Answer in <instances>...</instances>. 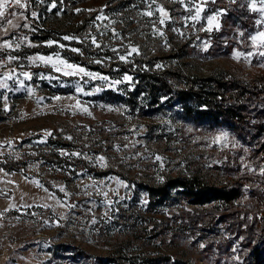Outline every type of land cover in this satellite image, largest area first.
Masks as SVG:
<instances>
[{"label":"rangeland","instance_id":"374dc122","mask_svg":"<svg viewBox=\"0 0 264 264\" xmlns=\"http://www.w3.org/2000/svg\"><path fill=\"white\" fill-rule=\"evenodd\" d=\"M21 4L0 16V264H264V135L194 121L169 96L152 104L147 91L135 93L132 66L255 81L262 107L264 44L250 37L264 32V4ZM17 34L26 45L11 43ZM49 134L52 147L66 145V179L48 174L56 163L36 158ZM75 157L87 163L76 167ZM14 161L19 168H7ZM170 173L234 186L238 179L240 194L229 204L197 205L174 189L153 203L141 182Z\"/></svg>","mask_w":264,"mask_h":264},{"label":"trees","instance_id":"16d2710c","mask_svg":"<svg viewBox=\"0 0 264 264\" xmlns=\"http://www.w3.org/2000/svg\"><path fill=\"white\" fill-rule=\"evenodd\" d=\"M132 64L135 66L134 71H137L139 75L135 93H140V89L147 91L152 104L158 102L162 96H169L172 102L181 104L182 114L194 121L207 122L208 124L227 122L230 126L240 128L241 132L254 128L255 134L264 135V106H255L254 94L256 91L251 87L256 85L255 81H244L237 76L205 77L193 73L187 67L155 68L151 62L148 67H145L139 60ZM252 108H255L256 112L250 115L249 110ZM48 140L49 144H46L40 150L41 152L37 153L36 158L43 159L46 164L56 163L59 168L51 169L48 174L51 177L66 179L69 175L65 166L70 163L67 161V155L61 151V148L66 145L52 147L50 145L53 141L52 134H49ZM73 162L76 167L87 163L80 157H75ZM14 164L7 165V168H19L18 161H14ZM99 172L106 173L109 172V169H99ZM236 182L237 185L234 183L236 185L234 186L220 181H211L200 173L191 175L170 173L162 180L153 177L150 180L142 181L141 184L155 204L169 200L172 192L176 189L179 190L183 198L200 205L213 201L224 204L233 202L240 194L238 183L240 181L237 179Z\"/></svg>","mask_w":264,"mask_h":264},{"label":"snow or ice","instance_id":"6c2138e0","mask_svg":"<svg viewBox=\"0 0 264 264\" xmlns=\"http://www.w3.org/2000/svg\"><path fill=\"white\" fill-rule=\"evenodd\" d=\"M12 2H14V3L17 4V5H20L21 7L24 6V5L21 4V0H0V16H3V15H4V11H3V9L6 7V5H7L8 3H12ZM260 2H261V4H264V0H260ZM54 6H55V5H53V7H54ZM201 10H202L201 8H197V9H196V14H195V16L193 17V19H199V18H200V12H201ZM159 11L161 12V14H162V16H163V18H161V19L159 20V23H160V24H164L165 19L168 18V14H167V12H165L164 9H162V8L159 9ZM261 11L264 12V8H262ZM145 14L151 16V15H152V12H147V13H145ZM213 20H215V17H209V18H208V23L211 25V23H212ZM216 27L218 28L219 25L217 24ZM160 34L163 35L162 32H161ZM241 35H243V33H241ZM65 39H69V37H65ZM250 39L253 41V43H255L257 40H259V41H261L262 44H264V32H260V33H259L258 35H256V36H251ZM93 43H96L95 39H93ZM9 46H10V45H9ZM60 47H63V45H60ZM97 47H99V45H97ZM73 50L75 51V49H73ZM131 52H133V53L138 52V49H136L135 47H133V48L131 49ZM129 54H131V53H129ZM241 55H242V53L237 52V53L235 54V58H239ZM249 55H251V53H250ZM260 55L264 56V52H261ZM126 58H127L126 56H121V57H120V59H122V60H125ZM245 58H246V57H245ZM40 59H45V58H44V57H41ZM47 59H48V60H51V57H48ZM98 62H99V61H98ZM68 67H72V66H71V65H68ZM78 70H79L80 72H85V70H84L83 68H79ZM25 75H27V73H25ZM85 75H92V74H91V73H86V72H85ZM100 78H101V79H105V80L107 79V77H100ZM124 79H125V80H131V77L125 76ZM3 87H7V85L5 84V85H3ZM69 139H71V138L69 137ZM157 159H160V158L157 157ZM261 173L264 174V168L261 169Z\"/></svg>","mask_w":264,"mask_h":264},{"label":"built area","instance_id":"2783aa9c","mask_svg":"<svg viewBox=\"0 0 264 264\" xmlns=\"http://www.w3.org/2000/svg\"><path fill=\"white\" fill-rule=\"evenodd\" d=\"M23 1H24V3H28L30 6H32V4H33V0H23ZM14 5H16L14 2L8 3L6 5V9H10ZM27 42H28V39H27L26 35H24V34L14 35V37L12 38V41H11V43L17 47L24 46L27 44Z\"/></svg>","mask_w":264,"mask_h":264}]
</instances>
